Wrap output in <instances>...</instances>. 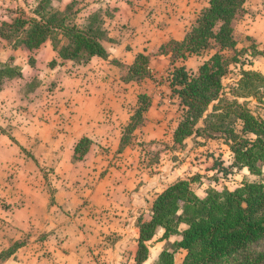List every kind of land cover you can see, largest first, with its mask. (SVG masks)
Returning <instances> with one entry per match:
<instances>
[{
  "label": "crops",
  "instance_id": "1",
  "mask_svg": "<svg viewBox=\"0 0 264 264\" xmlns=\"http://www.w3.org/2000/svg\"><path fill=\"white\" fill-rule=\"evenodd\" d=\"M92 3L107 12L102 41L107 58L78 64L61 59L50 40L29 51L12 48L0 37V64L17 66L22 73L0 88V254L16 247L0 264H136L138 220L145 212L150 219L154 200L179 180L220 174L214 165L208 169L193 158L192 139L185 149L174 148L182 109L168 82H126L119 76L141 53L150 56L152 73L167 75L172 54H161L160 48L171 40L183 41L209 0ZM36 6L37 0H0V27L20 12L32 15ZM245 11L238 30L260 52L245 68L264 75V0H246ZM250 46L239 41L237 49L251 53ZM213 53L175 65L197 71ZM145 93L151 99L145 124L121 150L124 128ZM84 138L92 144L83 159H76ZM228 150L225 165L232 162ZM150 152L156 161H150ZM199 187L204 194H197L206 197L210 186ZM163 233L160 229L150 243L144 264H157L160 253L180 239L158 240ZM185 256L180 250L176 263Z\"/></svg>",
  "mask_w": 264,
  "mask_h": 264
},
{
  "label": "trees",
  "instance_id": "2",
  "mask_svg": "<svg viewBox=\"0 0 264 264\" xmlns=\"http://www.w3.org/2000/svg\"><path fill=\"white\" fill-rule=\"evenodd\" d=\"M61 2L37 0L32 15L20 12L3 22L0 37L12 48L29 51L50 40L61 59L78 64H86L93 57L107 58L109 54L102 43L107 37V12L98 9L82 17L80 1L57 9L56 4ZM245 3L246 0H209V6L200 12L183 41L171 40L160 48L161 54H172L166 82L182 109L174 148L185 149L188 139L222 140L233 155L229 165L214 162L223 177L244 168L257 177L264 173V117L256 116L248 105V100L255 99L264 106V75L242 69L236 85L227 89L224 84L232 63H241L245 68L260 53L253 45L251 53L237 49L236 25L245 15ZM209 51L214 53L197 71L175 65L177 60ZM242 58L248 59V64L240 61ZM21 75L19 67L0 64V88L5 80ZM154 78L150 56L143 53L123 76L126 82L139 83ZM150 106V97L146 93L139 95V106L124 128L121 150L132 142L135 130L144 126ZM91 144L90 139H82L75 158L83 159ZM200 178L196 175L177 181L154 200L150 219L141 215L136 264L149 259L150 243L160 229L164 233L158 240L172 235H180V239L160 253L157 264H177L180 250L186 251L181 264H264V251L256 249L264 242V182L245 181L234 190L211 185L202 198L194 187ZM181 225H185L182 231ZM15 250L13 247L1 253L0 260Z\"/></svg>",
  "mask_w": 264,
  "mask_h": 264
},
{
  "label": "rangeland",
  "instance_id": "3",
  "mask_svg": "<svg viewBox=\"0 0 264 264\" xmlns=\"http://www.w3.org/2000/svg\"><path fill=\"white\" fill-rule=\"evenodd\" d=\"M64 5L65 4L57 3L56 7H57V9H63ZM90 5L92 6V10H91ZM79 7L81 10L80 15L82 17L86 16L91 11L93 12V11L98 10V9H103L102 8L103 6L100 3H99V6L95 5V3H92V0H89V2L82 0ZM241 20L236 25V38L239 41H242L243 45H249L250 46L254 43V41L250 37H245L238 30V26H239V23L241 22ZM245 47H248V46H245ZM229 55L232 57L234 54L231 53ZM244 60H246V59L242 58L240 61H244ZM247 61H248V59L246 60V64H248ZM249 61H250V59H249ZM242 69H246V68H243L241 63H232L231 64V66L229 68V72L225 76V79H224V84L227 87V89L236 85L237 81L241 77ZM101 71H102V68H101ZM101 71H99V72H101ZM166 73H167V71L163 75L161 73L160 74L154 73V76H155L154 80H156L157 82H159V81L165 82L166 78H167ZM121 74L125 75L126 69H121V72L119 73L120 77H121ZM145 86L148 87L149 83H145ZM241 101L244 102V100H241ZM248 105L251 108L252 112L256 116L264 117V106L259 104L257 102V100H255V99L248 100ZM189 146L191 148L189 151L192 152L193 158L196 161L197 160H203V163L206 165L205 167H207V168L212 167V165H214V162H216V161H218L219 164H221V161H224V162L230 161L229 160L228 147L224 146L222 140L216 139V140H210V141H205V142H203V140H202V141L198 142V140L194 139V141L192 140L190 142ZM147 155L149 156V159L151 162H154L157 160V156L154 154V152L147 153ZM175 157H177V156H175ZM211 173H213V172H211ZM208 175H211V176H208ZM200 177L201 178L199 180H197L198 183H196L194 187H195V190H197L198 192L201 193V195L204 194V189H203V187H199L200 182L205 183L208 187L213 185V186L217 187L218 189H222L223 187H227L231 190H234L237 187L241 186L242 183L245 181H248V182L262 181V182H264V173H263L262 177H257V176L252 175V174H246L245 170L244 171L243 170L237 171V172H235V173H233L227 177H223V175L221 173L218 175L216 172H214L213 174L205 173L203 176L200 175ZM144 214L146 216V212ZM256 249H258L260 251H264V242L259 244Z\"/></svg>",
  "mask_w": 264,
  "mask_h": 264
}]
</instances>
